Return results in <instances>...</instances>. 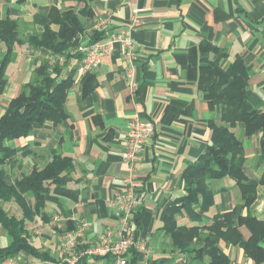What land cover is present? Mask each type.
I'll return each mask as SVG.
<instances>
[{"label": "crops", "instance_id": "0c3cea01", "mask_svg": "<svg viewBox=\"0 0 264 264\" xmlns=\"http://www.w3.org/2000/svg\"><path fill=\"white\" fill-rule=\"evenodd\" d=\"M87 6L88 17H79L85 31L78 36L80 45L70 52L66 68L76 67L65 102L68 118L59 124L44 122L25 138L7 142V146L18 149L2 166L8 186L16 187L33 169L42 170L54 155L73 162L66 183L49 186L41 211L45 218L38 214L25 223L29 241L52 261L114 264L112 256L90 257L83 252L99 245L106 229L117 231L118 217L110 201L128 173L122 152L129 122L137 118L154 125V134L135 163L140 206L138 230L135 221L132 229L146 240L152 253L148 259L140 254L137 264H203L192 260L191 255L174 251L161 230L166 208L184 195L181 174L186 164L195 162L209 144L207 121L217 120L197 88L199 44L208 42L225 51L219 59L223 69L236 57L243 60L249 74L248 102L264 110V0H93ZM83 7L84 3L76 0H25L21 4L0 0L1 18L17 21L22 40L14 47L6 70L0 116L22 86L33 79L34 69L45 59L53 60L49 52L34 49L27 39L44 31L51 9L79 13ZM51 29L57 31L58 26L52 25ZM93 30L105 34L95 44L123 35L131 43V53L128 59V48L114 43L90 73L96 87L83 96L84 77L78 74L82 58L79 61L74 55L84 54L87 36ZM3 54L4 46L0 44V56ZM131 83L136 85L133 90ZM234 132L243 146L245 177L260 181L264 156L259 133L246 137L239 128ZM210 188L214 202L208 211L196 218L184 213L177 217L178 225L208 226L215 215L234 208L241 215L248 212L264 220V184L257 186L256 198L248 210H240L241 195L232 179L213 181ZM25 199L34 204L30 193ZM0 206L10 215H21L13 202L0 201ZM239 231L244 239L249 238L246 228L240 227ZM79 232L81 235L76 236ZM10 243L11 238L0 227V247ZM218 246L229 257V264H254L238 246L223 241ZM16 257L30 258L24 252Z\"/></svg>", "mask_w": 264, "mask_h": 264}, {"label": "trees", "instance_id": "16d2710c", "mask_svg": "<svg viewBox=\"0 0 264 264\" xmlns=\"http://www.w3.org/2000/svg\"><path fill=\"white\" fill-rule=\"evenodd\" d=\"M24 1L16 0V3ZM76 1L84 3L79 13L71 9L62 12L51 9L44 31L27 39L26 42L34 49L49 52L53 60L45 59L34 69L33 79L22 86L0 116V201L13 202L21 211V215L16 217L0 206V227L11 238L10 245L0 247V261L15 258L20 252H24L32 259L53 262L48 254L32 246L25 223L31 222L38 214L45 218L41 211L45 206L48 188L53 184L66 183L67 176L73 170L72 160L54 155L42 170L33 169L16 187L6 185L2 166L18 152L17 148L7 146V142L25 138L34 127L41 126L44 122L59 124L68 118L65 102L74 83L76 67L69 70L66 68L72 57L70 52L80 45L78 36L85 31L79 17H88L87 2L93 0ZM52 25L58 26V30L53 31ZM104 38L103 31L93 30L87 36V45L91 46ZM21 43L17 21L8 17L2 19L0 16V44L4 46V54L0 56V97L6 84V70L14 47ZM214 54L216 59L211 58ZM199 55L197 88L208 109L216 113L217 121L221 124H215L212 119L207 121L209 144L195 162L186 164L181 174L184 195L166 208L161 230L169 237L174 251L191 255L194 261L203 264H229V257L218 246L223 241L226 245L241 248L244 256L254 264H262L264 220L257 219L248 212L241 215L238 208H234L230 212L215 215L211 223L203 227H188L178 225L177 222V217L184 213L190 218H196L208 211L214 202V192L210 188L213 181L224 178L235 181L241 195L240 210L249 209L256 198L257 186L264 184V172L258 182L245 177L242 171L243 146L234 132V129L239 128L246 137L259 133V147L264 156V110L253 108L248 102L246 88L249 74L243 60L236 57L226 69L221 68L219 59L226 53L208 42L199 44ZM74 57L80 61L84 54L75 53ZM83 77L82 94L87 96L97 83L92 74ZM29 193L34 200L33 205L28 204L25 199V195ZM137 214L134 221L138 230ZM240 227L248 230V239L243 238ZM130 256L131 260L127 264H137L140 254L132 251ZM76 264H85V260Z\"/></svg>", "mask_w": 264, "mask_h": 264}, {"label": "built area", "instance_id": "2783aa9c", "mask_svg": "<svg viewBox=\"0 0 264 264\" xmlns=\"http://www.w3.org/2000/svg\"><path fill=\"white\" fill-rule=\"evenodd\" d=\"M123 43L128 52L126 57L129 59L131 53V43L123 35L109 38L101 44H93L84 50V57L80 61L78 74L84 76L90 74L100 63L102 56L110 53L114 43ZM133 90L136 88L134 83L130 84ZM154 134V125L150 121H141L137 118L130 120L125 140V147L122 152V158L127 165V175L124 177L122 185L113 194L110 206L118 217L117 231L112 232L106 229L104 237L99 245L84 250V256H112L114 264H127L128 256L132 251L143 255L144 259L151 257V251L147 247L146 240L137 237L132 229L134 219L140 206V200L137 195L135 186V163L142 151L147 140ZM81 232L76 236H80ZM69 241V240H68ZM0 264H58L47 260L22 259L16 257L14 259H6L0 261Z\"/></svg>", "mask_w": 264, "mask_h": 264}, {"label": "rangeland", "instance_id": "374dc122", "mask_svg": "<svg viewBox=\"0 0 264 264\" xmlns=\"http://www.w3.org/2000/svg\"><path fill=\"white\" fill-rule=\"evenodd\" d=\"M213 120V119H212ZM215 124L220 125L221 123H219L217 120H214Z\"/></svg>", "mask_w": 264, "mask_h": 264}]
</instances>
